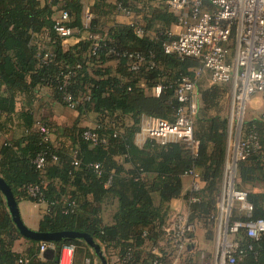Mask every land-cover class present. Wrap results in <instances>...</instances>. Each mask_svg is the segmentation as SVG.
Instances as JSON below:
<instances>
[{
  "label": "trees",
  "instance_id": "16d2710c",
  "mask_svg": "<svg viewBox=\"0 0 264 264\" xmlns=\"http://www.w3.org/2000/svg\"><path fill=\"white\" fill-rule=\"evenodd\" d=\"M86 9L92 14L88 24ZM125 9L140 16V25L108 24ZM59 10L68 11L67 26L92 37L64 48L55 28ZM177 22L168 0H0V175L17 202L47 205L38 230L87 232L104 248L109 264H114L113 255L118 264H152L156 249L170 255L161 243L162 226L171 214L170 201L182 196L183 175L193 167L204 185L199 200L190 201L191 190L184 195L189 218L206 229L215 225L229 141L223 101L230 84L199 88L196 154L183 142L135 141L143 115L175 120L182 105L178 83L183 77L196 79L202 66L198 58L165 52L169 29ZM126 53H140L144 61L131 69ZM157 85L160 94L149 93ZM53 103L74 104L79 116L59 126L39 113L52 111ZM90 113L97 115L96 122L82 125ZM89 128L104 141L87 140L83 134ZM243 128L257 133L258 146L239 161L240 186L263 187L247 190L254 207L250 218H264L263 116L245 119ZM51 133L57 134L55 141ZM40 155L44 164L38 167ZM31 186H38L35 195ZM107 210L110 222L104 218ZM20 239L26 244L22 251L15 248ZM42 242L20 233L0 189V264L20 258L27 260L22 264H58L41 253ZM64 245L75 251L89 246L83 239L64 238L54 249L60 253ZM239 250L238 264H264V233L256 239L241 232Z\"/></svg>",
  "mask_w": 264,
  "mask_h": 264
},
{
  "label": "built area",
  "instance_id": "2783aa9c",
  "mask_svg": "<svg viewBox=\"0 0 264 264\" xmlns=\"http://www.w3.org/2000/svg\"><path fill=\"white\" fill-rule=\"evenodd\" d=\"M168 5L178 16L175 25L178 30L174 33L170 30L171 38L164 42L165 52L198 58L202 66L197 74L208 72L212 83L230 84L232 102L222 191L215 216L216 251L210 261L198 258L194 237L197 225L190 220L189 210L185 208L171 213L162 226L163 241L171 249L170 255L162 256L156 249L158 257L152 264H238L241 232L256 239L264 233V218H250L254 207L248 198V190L240 186L238 166L239 161L258 146L257 133H245L243 126L251 97L260 95L264 101V0H169ZM124 13L130 15L131 11L125 9ZM54 18L56 31L63 39L74 34L75 29L66 25L68 11L59 10ZM91 19L92 14L86 9L84 23L88 24ZM136 32L142 35L143 29L138 26ZM126 54L131 59V69H137L144 61L140 53ZM196 85V80L189 77H183L178 83L176 96L182 105L174 121L143 115L136 143L143 145L149 138L161 144L183 142L196 154L198 141L194 137V116L199 107ZM161 89V85L156 86V93L160 94ZM70 106L74 107V104ZM262 116L264 118V111ZM41 129L48 138V130L43 126ZM83 135L92 144L104 141L92 128ZM36 163L38 167L44 164L43 155ZM185 175L191 178L194 193L190 201L199 200L203 183L200 170L193 167ZM37 190L38 186L30 187L34 195ZM49 248H54V242L44 241L40 245L41 253ZM74 252L73 245H64L58 264H73ZM25 261L20 258L15 264Z\"/></svg>",
  "mask_w": 264,
  "mask_h": 264
},
{
  "label": "crops",
  "instance_id": "0c3cea01",
  "mask_svg": "<svg viewBox=\"0 0 264 264\" xmlns=\"http://www.w3.org/2000/svg\"><path fill=\"white\" fill-rule=\"evenodd\" d=\"M140 20H141L140 16L136 15L135 13L131 12L130 15H127L124 12H118L112 16L108 24L111 25L114 22H122V23H127V24L134 22L136 24H139L141 23L139 22ZM74 29H75V32L73 35L63 39V46L66 49L69 48L70 46H73L81 39L89 37V33L87 31L81 32L79 29H76V28ZM114 63L115 61L110 62V64H114ZM149 93L156 95V96L159 95L156 93V86L151 88L149 90ZM263 111H264V101L262 97L260 95L252 96L247 104V109H246L247 118L250 119V118L258 117L262 115ZM39 113H42L43 116L50 115L51 120L59 126L69 125L75 120L77 116H79V113L77 110L71 109L70 107L64 106L59 103H53L52 111L46 110V109H39ZM68 116L70 117V120L68 119ZM96 116L97 115L95 113H90L89 115L85 116V118L82 119V125L93 126L97 119ZM52 134L53 136L51 138L53 141H55L57 139V134L55 133H52ZM182 180H183L182 196L178 198H174L170 201L169 203L170 213H173L177 210L187 208V203L185 202L184 195L189 190H191V178L187 175H183ZM202 185H204V183H202ZM242 187L245 189H249V190L253 188L254 191L263 190V187L261 186L253 187L247 183H244ZM154 198H155V201L158 203L159 194L155 193ZM18 207H19L20 215H21L23 222L32 229H38L39 222L41 218L43 217L44 213L46 212L47 205L44 202L21 200L18 202ZM109 213L110 211L107 210L104 214V218L106 222H110ZM201 228H205V227L201 225ZM198 242H201V240L200 241L198 240ZM161 243L165 244L164 241H162ZM25 246L26 244L24 242V239H20L17 241L15 248L19 251H22L25 249ZM102 249L106 257L105 250L104 248ZM90 261H92L93 264H104L102 259L96 254V252L91 246H84V245L79 246L74 252L73 264H88ZM112 261L114 262V264H118L116 262V256L114 255L112 256ZM107 264H109L108 260H107Z\"/></svg>",
  "mask_w": 264,
  "mask_h": 264
},
{
  "label": "water",
  "instance_id": "95a60500",
  "mask_svg": "<svg viewBox=\"0 0 264 264\" xmlns=\"http://www.w3.org/2000/svg\"><path fill=\"white\" fill-rule=\"evenodd\" d=\"M52 137L53 134L51 133ZM0 189L5 195L6 202L8 205V209L12 215V218L18 227L20 233L27 238L35 239V240H44L48 242H58L64 238H79L83 239L89 246H91L96 254L102 259L104 264H107V259L104 255L103 249L99 243H97L94 238L87 232L77 231V230H62L55 232H43L38 229H32L28 227L22 220L18 202L14 197V194L4 180V178L0 175ZM44 256L48 259H54L56 262L59 261V253L54 248H49L43 252Z\"/></svg>",
  "mask_w": 264,
  "mask_h": 264
},
{
  "label": "rangeland",
  "instance_id": "374dc122",
  "mask_svg": "<svg viewBox=\"0 0 264 264\" xmlns=\"http://www.w3.org/2000/svg\"><path fill=\"white\" fill-rule=\"evenodd\" d=\"M169 30H171L173 33L178 30V28L173 25ZM196 80V89L198 92V101L200 102V92L199 88H205L209 84H212L208 72H201L198 74ZM231 90L225 95L223 105L225 112L230 115V108H231ZM71 108V107H70ZM72 109V108H71ZM69 115V114H67ZM68 119L70 120V117L68 116ZM245 119L247 118V114L245 115ZM46 232V231H43ZM47 232H55V231H47ZM211 236V237H210ZM194 237L196 241L198 240L201 242H198L197 244V255L199 259H204L207 261H210L212 259V256L214 255L216 248H217V223L215 222V225H211L206 228H201V225H197L196 231L194 233Z\"/></svg>",
  "mask_w": 264,
  "mask_h": 264
}]
</instances>
